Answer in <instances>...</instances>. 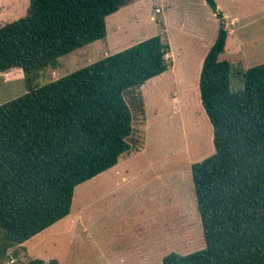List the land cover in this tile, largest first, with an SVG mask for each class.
I'll use <instances>...</instances> for the list:
<instances>
[{
	"label": "trees",
	"instance_id": "trees-1",
	"mask_svg": "<svg viewBox=\"0 0 264 264\" xmlns=\"http://www.w3.org/2000/svg\"><path fill=\"white\" fill-rule=\"evenodd\" d=\"M130 0H29L0 24V72L20 68L27 90L0 104V264L7 250L70 212L74 188L131 149L124 94L170 65L161 34L142 39L43 85L33 73L106 36L105 18ZM218 18L215 0H205ZM221 26L198 80L215 152L191 164L205 245L159 264H264V62L226 59ZM232 74L243 81L232 91ZM26 264H58L40 258Z\"/></svg>",
	"mask_w": 264,
	"mask_h": 264
},
{
	"label": "rangeland",
	"instance_id": "rangeland-1",
	"mask_svg": "<svg viewBox=\"0 0 264 264\" xmlns=\"http://www.w3.org/2000/svg\"><path fill=\"white\" fill-rule=\"evenodd\" d=\"M218 1L229 16L238 15L241 22L237 24L257 19L254 25L239 30L237 24L231 26L235 31L223 56L242 70L263 63L264 39L251 42L259 33L250 28L264 22V17L258 12L248 13L264 0ZM28 8L29 0H0V24L25 15ZM163 20L173 53L179 62L184 60L182 63L196 59L200 39L216 35L221 23L223 27L227 23V18H218L205 0H134L110 14L104 38L38 69L29 85H43L87 65L105 56L97 54L112 51L108 45L115 46L118 41L126 42L127 47L131 39L158 32L167 41ZM234 35L242 36L243 46ZM101 44L107 45L97 52ZM192 69L194 64L188 72L179 67L175 72L167 71L124 94L132 114V133L128 137L131 149L115 164L120 174L107 169L98 179L78 184L70 212L60 223L50 225L23 245L10 247L1 264H26L35 258L48 262L56 256L63 264H107V259L117 262L120 255H133L136 264H142L143 257L148 258L145 264H159L173 251L185 254L204 247L191 164L212 155L215 147ZM231 82L232 91L243 87L236 74H232ZM26 90L20 68L0 72V104Z\"/></svg>",
	"mask_w": 264,
	"mask_h": 264
},
{
	"label": "crops",
	"instance_id": "crops-1",
	"mask_svg": "<svg viewBox=\"0 0 264 264\" xmlns=\"http://www.w3.org/2000/svg\"><path fill=\"white\" fill-rule=\"evenodd\" d=\"M132 1H134V0H130L127 4H129L130 2H132ZM216 1V4H217V7H218V10L219 11H221L222 12V17L223 18H227V23L225 24V29L227 30V36H226V43H225V48H224V51L222 52V53H220L219 54V59H226V60H228L229 62H231L232 64H234V62H232V60L231 59H228V58H226V57H224L223 55L225 54V51H226V49L228 48V45H229V42H228V39H229V37H231L233 34H234V31H235V28L237 29V30H239V29H242V28H244V27H249V26H251V25H254V23L256 22V20L257 19H252V20H249V21H245L244 23H241V24H237V23H239V21H240V19H239V17H238V15H233V16H229V13L226 11V9L219 3V1L218 0H215ZM251 7V6H250ZM249 7V8H250ZM121 8H123V6L122 7H120L118 10H120ZM248 8V9H249ZM117 10V11H118ZM116 12V11H115ZM262 13V17H264V1H261L260 3H258V4H256L255 6H253L252 8H250V10H249V15H254V14H256V13ZM114 13V12H113ZM112 14V13H111ZM242 15V14H241ZM109 16H110V14L109 15H107L106 16V18H105V23H106V20L109 18ZM164 19V18H163ZM241 22V21H240ZM163 23H164V25H165V35H166V38H167V41H168V43H169V46H170V50H169V52L166 54V56H167V58H168V60H170V65L168 66V68L164 71V72H162L161 74H164V73H167V71H170V72H175L177 69H178V67L180 68V70H184L185 72H188L187 71V68H188V70H189V68L194 64V71H193V69H192V75H194L195 77H196V82H195V84H196V87H198V80H199V74H200V71H201V67H202V63H203V59H204V56L206 55V53H207V51H208V49L210 48V46L214 43V41H215V39H216V37H217V33H216V35L214 34L212 37H210L209 39L207 38L206 39V37H203V38H201L200 40H202V46H201V48H200V51L198 52V54H197V57H196V59H194V60H192V61H190V60H185L186 62L185 63H182L184 60H182V61H178V57H176L175 56V54L173 53L174 52V47H173V44H172V41H171V39H170V37H169V35H168V30H167V28H168V25H167V23H166V21H164L163 20ZM235 24H237L236 25V27L234 28H231V26H234ZM250 30H258V32L256 33V34H258L259 33V35L257 36V37H253V38H251V42H253L254 40L256 41V39H258V38H261V39H264V22H262V23H259V24H257V25H255L254 27H252V28H250ZM159 34H161L160 32H158ZM108 34V31H107V29H106V35ZM261 34V35H260ZM161 36H162V38L164 37L162 34H161ZM201 36V35H200ZM215 36V37H214ZM236 38H237V40H238V43L239 44H241V46H243V38H242V36H240L239 35V37H237L236 35H234ZM147 38V37H146ZM142 39H145V38H139V40L138 39H131V41H129L130 43H128L129 45H127V47L128 46H130V45H132V44H134V43H136V42H138V41H140V40H142ZM135 40H137V41H135ZM120 43H122L123 45H119ZM124 44H127L126 42H121V41H118V42H116V44H115V46H113V45H108L109 47H110V49L112 50V51H104L103 53H100V54H97V55H103V54H105V56L106 55H108V54H111V53H114V52H117V51H119V50H121V49H123V48H125L126 47V45H124ZM105 45H107V44H101V45H98V48H96V51L98 52V50H100V49H103L104 47H105ZM115 48V49H114ZM94 53V52H93ZM174 56V57H173ZM14 69H17V67H15ZM13 70V68H11V69H9L8 71H12ZM108 169H110V170H112V169H114V173L116 174V175H118V174H120V171L118 170V168L116 167V165H114V166H112V167H110V168H108ZM107 170V169H106ZM106 170H104V171H106ZM104 171H102V172H104ZM104 174H105V172H104ZM101 175H103V174H101V173H99V174H97L96 176H94V177H92V178H90V179H88V181H93V180H95V179H98ZM87 181V180H86ZM75 190V189H74ZM73 198V197H72ZM65 217V216H64ZM62 220V218L61 219H59L58 221H56L55 223H53L52 225H58V223H60V221ZM71 222V221H70ZM66 227V226H65ZM67 228H70V226H68ZM64 229V228H63ZM68 230V229H67ZM69 231V230H68ZM38 234V233H37ZM24 243V242H23ZM23 243H21V245H23ZM146 254H149V253H146ZM131 258V259H130ZM130 258L128 257V256H124V255H120L119 256V258H118V260H117V262L116 261H114V259H107L106 260V263L107 264H136L137 262H135L134 260H133V255H130ZM41 259H43V258H41ZM51 259H56V261H57V263L58 264H63L62 263V261L60 260V258H58L57 256L56 257H51ZM147 257H143L142 259H140L141 260V262H142V264H145L146 262H147ZM49 260V259H48ZM162 261V260H161Z\"/></svg>",
	"mask_w": 264,
	"mask_h": 264
},
{
	"label": "built area",
	"instance_id": "built-area-1",
	"mask_svg": "<svg viewBox=\"0 0 264 264\" xmlns=\"http://www.w3.org/2000/svg\"><path fill=\"white\" fill-rule=\"evenodd\" d=\"M155 11H156V12H160V9H159V8H155Z\"/></svg>",
	"mask_w": 264,
	"mask_h": 264
},
{
	"label": "water",
	"instance_id": "water-1",
	"mask_svg": "<svg viewBox=\"0 0 264 264\" xmlns=\"http://www.w3.org/2000/svg\"><path fill=\"white\" fill-rule=\"evenodd\" d=\"M221 26H222V23H221Z\"/></svg>",
	"mask_w": 264,
	"mask_h": 264
}]
</instances>
